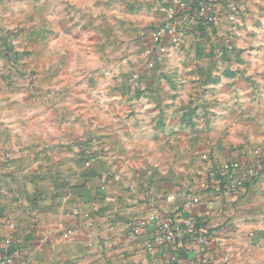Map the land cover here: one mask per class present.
I'll use <instances>...</instances> for the list:
<instances>
[{"label": "crops", "instance_id": "0c3cea01", "mask_svg": "<svg viewBox=\"0 0 264 264\" xmlns=\"http://www.w3.org/2000/svg\"><path fill=\"white\" fill-rule=\"evenodd\" d=\"M154 1L0 0V36L20 30L15 49L29 50L25 59L31 68L42 73L47 67L78 68L76 59L50 58L51 47L41 37L49 26L55 52H66L63 23L71 22V31L77 34L82 19L92 38L95 25L101 24L102 41L97 47L103 56L116 53L126 61L98 62L113 69V76L102 79V96L109 101L106 111L97 114L107 118L103 125L93 124L94 110L85 102L92 93L80 86L90 78L61 72L49 81L40 75L36 87L28 88L20 79L0 74V264L5 258L11 264L13 256L17 264H264V104L241 114L234 107L222 113L214 128L222 135L212 146L213 155L206 165L199 162L194 175L189 169L186 175H117L115 171L104 175V171L78 166L86 161L79 159L75 149L91 148L96 128L110 133L104 139L107 146L112 131H127L130 122L141 125L143 116L152 121L160 113L177 115L171 106L127 111L111 104L143 98L140 91L128 92V84L141 82L135 76L146 61L149 31L160 24ZM197 24L201 23L189 15L183 32L191 34ZM77 45L73 42L71 48ZM90 49H95L94 40ZM169 51L170 59L175 48ZM173 59L168 63L176 64ZM194 66L197 72L206 67L204 62ZM126 72L136 75L128 77ZM111 85H118V90L110 92ZM127 116L134 117L133 121ZM81 139L83 144H79ZM117 144L124 140L119 138ZM48 148L55 149L50 163L57 161L60 166L49 173L45 166ZM64 149L73 150L63 153ZM256 150L260 175L244 191L215 193L201 187L208 171L227 162L256 164ZM186 216L195 220L207 238L206 251H201L196 237L188 238L185 251L174 243L155 242L160 225ZM5 239L10 244L4 247ZM9 247L12 255L5 252ZM172 254H177V263L171 262Z\"/></svg>", "mask_w": 264, "mask_h": 264}, {"label": "rangeland", "instance_id": "374dc122", "mask_svg": "<svg viewBox=\"0 0 264 264\" xmlns=\"http://www.w3.org/2000/svg\"><path fill=\"white\" fill-rule=\"evenodd\" d=\"M212 4L218 15L216 23L197 24L200 27H194L191 34H185L182 27L181 42L169 47V50L171 47L175 48V54L170 59L168 50L161 60H157L151 54L149 44L145 54L146 61L142 63L137 75L134 72L125 73L128 77L136 75L135 78L142 79L136 84H128V92L140 91L143 94L142 99H127L120 103L117 100L111 101L115 109L122 107L127 111H133L134 108L163 110L171 106L177 115L166 116L160 113L152 116V121L149 116H143L142 126L130 122L125 126L127 131L123 128L112 131L107 146L104 145L107 143L104 139L110 133L96 128V133L91 135V148L78 146L75 149L79 159L86 161L84 164L80 162L78 166L95 168L100 173L104 171V175L107 172L113 174L114 171L117 175H186L188 169L190 175H194L199 162L203 161L206 165V161L213 155L212 146L216 145L222 135L214 131V128L220 122L222 113L230 107L238 109L240 114L246 108L263 107L264 0H219ZM69 10L68 6L67 11ZM82 20L77 34L71 31V22L63 23V43L68 48L66 52H55L49 26L41 37L44 43L51 47H47L50 58L76 59L78 68L47 67L42 73V69L29 67L25 59L30 54L29 50L15 49L18 46L15 38L20 30H9V33L0 36V74L8 78H18L25 82L23 86L28 88L36 87L40 75L49 81L61 72L64 76L90 78L88 84L83 85L82 80L80 86L92 93L85 102L94 110L91 116L93 124L103 125V120L106 121L107 118L98 117L97 114L98 111H106L109 101L102 96V79L113 76V69L109 71L98 62L103 59L123 63L126 61L116 57V53L103 56V53L98 51L101 48L97 47L102 41L101 24L95 25V36L92 38L84 21L81 23ZM114 25L115 17L112 15V29ZM92 40L95 42L93 51L90 49ZM73 42L78 44V48H71ZM171 59L176 64L172 61L168 63ZM165 61L167 63L164 64ZM198 62H204L206 67L198 69L197 72L194 65ZM156 69H160V72H155ZM152 76L155 80L150 82L149 78ZM47 86V89L51 87ZM116 90L118 85H111L109 91ZM151 93L157 95L152 98ZM184 94L187 97L184 98ZM164 95L168 97L163 99ZM65 103L68 102L65 100ZM118 118L120 117L116 116V119ZM129 119L133 121L134 117L127 116V120ZM119 138L124 140V144H117ZM82 141L81 139L79 144H83ZM47 150L45 166L49 173V169L56 171L60 166L57 161L50 163V156L55 153V149ZM69 150L73 149H64L62 152L69 153ZM119 157H127L128 160L118 161Z\"/></svg>", "mask_w": 264, "mask_h": 264}, {"label": "built area", "instance_id": "2783aa9c", "mask_svg": "<svg viewBox=\"0 0 264 264\" xmlns=\"http://www.w3.org/2000/svg\"><path fill=\"white\" fill-rule=\"evenodd\" d=\"M153 8L160 17V24L150 29L149 41L150 52L157 60H161L168 53L170 46H175L181 42L182 27L188 20L190 9L202 17L207 24L216 23L218 20L216 8L209 0H198L194 8L189 6L188 0H155ZM256 154L258 159L253 166H248L243 162L231 161L217 170L208 171L201 187L215 193H227L232 190L244 191L250 180L256 179L260 175L258 150H256ZM160 230L161 234L155 238V242L158 244L162 242L174 243L184 236L195 235L197 232L194 220L188 216L182 217L172 224L160 225ZM193 237L200 241L201 251H206L208 241L205 236L201 235L200 230L199 234ZM9 244V239L3 240L4 247ZM170 260L173 263L178 262L176 256H171ZM8 263V258L2 262V264Z\"/></svg>", "mask_w": 264, "mask_h": 264}, {"label": "trees", "instance_id": "16d2710c", "mask_svg": "<svg viewBox=\"0 0 264 264\" xmlns=\"http://www.w3.org/2000/svg\"><path fill=\"white\" fill-rule=\"evenodd\" d=\"M197 2H198V0H188V3H189V6L191 7V8H194V7H196V5H197ZM189 12V14L190 15H192L194 18H195V20L197 21V22H200V23H205L204 22V19L202 18V17H200L198 14H196L195 12H193L191 9H190V11H188ZM188 217H191V216H188ZM192 218V217H191ZM193 219V218H192ZM194 220V219H193ZM194 222H195V220H194ZM195 229H196V234L195 235H198L199 234V230H200V228L197 226V224H196V222H195ZM195 235H187V236H184L182 239H180L179 241L178 240H176V241H174V244H176V246H179V248H182L184 251L186 250V241L188 240V238L189 237H193V236H195ZM159 244H167V242H162V243H159ZM5 252L7 253V254H10V255H12V253L14 252L13 251V248H7L6 250H5ZM1 253H3L2 252V250L0 249V254ZM171 256H176L177 257V254H172ZM17 259V257H14L13 256V258H12V260H13V262L11 263V264H17V263H19V262H16L15 260ZM173 263V262H172Z\"/></svg>", "mask_w": 264, "mask_h": 264}]
</instances>
